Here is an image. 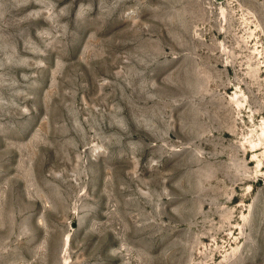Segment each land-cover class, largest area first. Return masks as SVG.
Returning a JSON list of instances; mask_svg holds the SVG:
<instances>
[{"label": "rangeland", "instance_id": "1", "mask_svg": "<svg viewBox=\"0 0 264 264\" xmlns=\"http://www.w3.org/2000/svg\"><path fill=\"white\" fill-rule=\"evenodd\" d=\"M0 264H264V0H0Z\"/></svg>", "mask_w": 264, "mask_h": 264}, {"label": "bare ground", "instance_id": "2", "mask_svg": "<svg viewBox=\"0 0 264 264\" xmlns=\"http://www.w3.org/2000/svg\"><path fill=\"white\" fill-rule=\"evenodd\" d=\"M68 241V240H67Z\"/></svg>", "mask_w": 264, "mask_h": 264}]
</instances>
